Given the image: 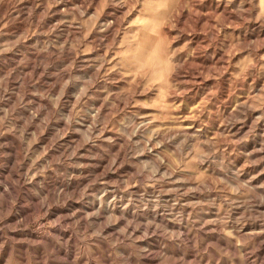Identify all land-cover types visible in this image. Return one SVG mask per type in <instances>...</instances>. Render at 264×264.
<instances>
[{"label": "rangeland", "instance_id": "obj_1", "mask_svg": "<svg viewBox=\"0 0 264 264\" xmlns=\"http://www.w3.org/2000/svg\"><path fill=\"white\" fill-rule=\"evenodd\" d=\"M122 1L0 0V264H264V0Z\"/></svg>", "mask_w": 264, "mask_h": 264}, {"label": "bare ground", "instance_id": "obj_2", "mask_svg": "<svg viewBox=\"0 0 264 264\" xmlns=\"http://www.w3.org/2000/svg\"><path fill=\"white\" fill-rule=\"evenodd\" d=\"M31 1V0H30ZM79 1V0H78ZM92 1V0H91ZM97 1V0H96ZM220 1V0H219ZM33 2V1H32ZM85 2V1H84ZM67 3V2H66ZM89 3H92V2H89ZM207 3H209V6L207 7V10L209 9V10H215L216 12L218 11V8L220 7V4H219V2H214V0H209ZM33 4V6H34V3H32ZM96 4V3H95ZM219 4V5H218ZM62 5H65V4H62ZM91 5V4H90ZM202 5H203V3L201 4L200 3V0H179L178 2H177V5H176V7H175V9H176V13H175V15L171 18L172 20H170V22L171 23H173V25L172 26H180L181 27V25H183L184 24V20H188V18L190 17V12L192 11V10H194V11H200V9H203L202 8ZM38 7L40 6V5H37ZM223 7H224V5H223ZM222 7V8H223ZM41 8V7H40ZM63 8V7H62ZM125 8H126V5H125V2L124 1H122V0H117V2H116V4H114V5H112V7L110 8V10H109V12L106 14V17H105V19L103 20V22H104V26H105V28L107 27V26H109L110 25V23L111 22H115L116 24H117V22H118V17H119V14H123L124 13V10H125ZM45 9V8H44ZM60 5H58V6H55L53 9H52V11H53V16L54 17H57V16H59L60 15ZM62 10V9H61ZM34 11V10H33ZM21 13V12H20ZM182 21V22H181ZM179 22H181V24L179 23ZM200 20L199 19H195L194 20V23H195V28L196 29H194V31L195 30H198V29H200ZM55 23V22H54ZM192 24H193V21H192ZM59 26H61V27H66V25L64 24V23H59ZM58 26V27H59ZM168 31H169V33L171 34V33H175L174 31H173V28L172 27H170V25L168 26V29H167ZM193 31V32H194ZM177 32V31H176ZM261 35H264V32L263 33H261V34H256V35H253V34H250V36H253L254 37V42H258V41H260L261 40V38L263 37H261ZM102 36V35H101ZM179 39H182V40H188V39H190V41L193 43L194 42V44H196L198 41V38H199V35L197 34V33H195V36H194V34H193V37L191 36V37H188L187 36V34H185V32H184V30H182V29H179ZM250 38H248V36H244L243 37V42L246 44H248V45H251V41L249 40ZM264 39V38H263ZM99 40H101L100 38H99ZM195 40V41H194ZM189 41V42H190ZM263 41V40H262ZM261 41V42H262ZM264 44V43H263ZM258 45V44H257ZM255 47H262V43L260 44V45H258V46H255ZM195 48H197L196 46H195ZM193 49H194V47H193ZM195 50V49H194ZM196 51H192L191 52V54H189L187 57H190L191 55H194V53H195ZM44 54V53H43ZM193 57V56H192ZM191 57V58H192ZM196 58V57H195ZM183 76V75H182ZM247 101V100H246ZM246 101H241L242 102V105H246ZM240 102V103H241ZM237 103V102H236ZM102 107V106H101ZM145 121V120H144ZM191 126V125H190ZM2 139H8V136H4V138H2ZM93 146V145H92ZM91 146V147H92ZM19 180L21 181V182H23V180H22V178L21 177H19ZM9 181V180H8ZM70 181L71 182H74V177H72L71 179H70ZM2 182V181H1ZM7 183V182H6ZM30 183H34L35 184V181L34 182H30ZM12 184V183H11ZM10 183H7L6 185L8 186V187H11L12 185H11ZM69 185V184H68ZM66 187V186H65ZM71 187V186H70ZM5 188V187H4ZM6 189H8L7 187H6ZM65 189H67V187L65 188ZM5 190V189H4ZM5 192V191H4ZM255 227V226H254ZM244 229H246V228H244ZM249 229V228H248ZM252 230V229H251ZM242 232H241V234H243V233H246L243 229L241 230ZM248 231V230H247ZM251 233L254 235V236H256L257 238H259V252L260 253H263L264 252V228H261V226H260V228L258 227V228H254V231L252 232L251 231ZM239 234V233H238ZM247 234H249V233H247ZM264 256V255H263Z\"/></svg>", "mask_w": 264, "mask_h": 264}]
</instances>
